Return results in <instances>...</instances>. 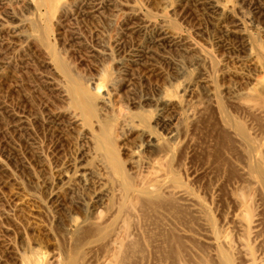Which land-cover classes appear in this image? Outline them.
Wrapping results in <instances>:
<instances>
[{
    "label": "rangeland",
    "instance_id": "1",
    "mask_svg": "<svg viewBox=\"0 0 264 264\" xmlns=\"http://www.w3.org/2000/svg\"><path fill=\"white\" fill-rule=\"evenodd\" d=\"M263 78L264 0H0V264H264ZM98 120L161 206L116 219Z\"/></svg>",
    "mask_w": 264,
    "mask_h": 264
},
{
    "label": "bare ground",
    "instance_id": "2",
    "mask_svg": "<svg viewBox=\"0 0 264 264\" xmlns=\"http://www.w3.org/2000/svg\"><path fill=\"white\" fill-rule=\"evenodd\" d=\"M257 82H258V85H257L258 87H256L254 91H248L246 93V96L249 99H253L254 101L256 100V102H259L260 104H264V78L259 79ZM70 92H71L72 97H73L72 98L73 104L76 107V109L79 110V115L75 114L72 117L74 121L83 120V122L90 125L91 121L95 117H98V118L100 117V116H98L99 108L97 106H99V102H100L101 98L99 100H97L95 98L96 96L94 97V95L89 93L85 88L79 86L76 82L74 84L71 83ZM254 107L255 106L252 105V108H254ZM257 107H259V106L257 105ZM257 107H255V108H257ZM97 122L99 123V131H98V133L93 134L95 150L97 151V156L100 159V161L104 162L109 168H111L113 174L115 176H117V178H119L118 185H119V191L121 192V194L119 193L121 200L116 205V212H115L116 219H119L120 217H122L121 215H125V213L126 214L130 213V211H132L134 206L136 207V205H137V207H138V204H142V203L144 205L146 203L151 204L152 205L151 209L154 205V210L156 209L155 208L156 205L159 204L158 206H161L159 201L162 200V197H163L162 192L164 189V184H166V183H159L158 181L156 183V180L153 177H149L147 179H141L139 181L137 180L138 182H135V183L132 182V180L129 179L125 175L124 170L122 168V164H121L120 160L117 158V153H116V150L114 147V142H113L112 138H110L111 132H112L111 129L109 130L107 127H105V125L102 124L100 120H98ZM232 125L234 126V124H232ZM235 127L240 131V129L236 125H235ZM236 134L239 135L240 137H242V139L244 138L241 133L236 132ZM144 138L146 139L149 146H152L153 148L154 147L158 148L155 141L153 142L152 139H150L151 137L148 134H144ZM249 145H250V143H249ZM249 148H250L249 151L253 150L252 145H250ZM155 150H157V149H155ZM160 150H161V148H160ZM258 162H260V161L258 160ZM252 173H256L258 175V178H259L258 180L261 183L262 187H264V171H263V169L256 167L255 170H252ZM153 181H155V183H153ZM112 212H114V211H112ZM103 222H104V224H103ZM114 222H116V220H114ZM87 224L90 227V229H92V231L101 232L104 229H106V230L108 229V224L105 225V221L103 220V218L99 212H93V215L91 216L90 221L87 222ZM113 224H115V223H113ZM113 224H112L111 228L114 226ZM82 226H83V224L80 225V227H82ZM111 231H112V229H111ZM123 232L124 231L121 228H119V231L116 233L114 239H118V241H119V237H120V235L123 234ZM110 233L111 232H109V237H110ZM112 234H113V231H112ZM120 240H122V239H120ZM115 241L116 240H114V242ZM121 245L117 246V245H115V243L111 244V246L113 247V250H112L113 254H115L116 252H117V254H119L118 253L119 250L117 251V249L123 248L124 244L122 245V247H121ZM120 250L122 252V249H120ZM26 264H32V263L29 261ZM63 264H78V262L76 259H74V256H73L72 258L68 257Z\"/></svg>",
    "mask_w": 264,
    "mask_h": 264
}]
</instances>
